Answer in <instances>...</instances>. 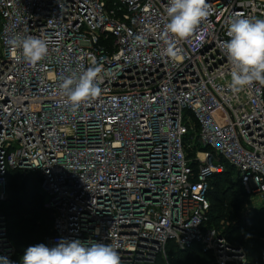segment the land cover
I'll list each match as a JSON object with an SVG mask.
<instances>
[{"label": "built area", "instance_id": "2783aa9c", "mask_svg": "<svg viewBox=\"0 0 264 264\" xmlns=\"http://www.w3.org/2000/svg\"><path fill=\"white\" fill-rule=\"evenodd\" d=\"M205 3L181 40L164 31L168 0H0V202L9 170L35 171L54 212L45 245L109 243L121 264L152 263L172 240L210 252L206 264H247L206 224L207 178L227 163L264 203V84L233 93L218 47L232 19H264V0ZM17 34L49 38L47 55L26 63ZM89 69L100 94L68 104L61 85ZM14 253L0 213V256Z\"/></svg>", "mask_w": 264, "mask_h": 264}, {"label": "clouds", "instance_id": "9594fccd", "mask_svg": "<svg viewBox=\"0 0 264 264\" xmlns=\"http://www.w3.org/2000/svg\"><path fill=\"white\" fill-rule=\"evenodd\" d=\"M209 14L205 0H168L165 8L167 23L165 33L184 40L190 37L198 24ZM226 40L219 43L231 67L229 87L233 93L245 91L253 83L264 84V19L250 20L238 16L232 19L227 29ZM52 41L49 38L23 36L17 34L9 43L18 49L24 61L36 64L44 58ZM136 43H143L136 37ZM164 54L176 59L172 47L164 49ZM99 69H89L78 79H67L61 91L68 104L77 106L100 94L96 82ZM0 264H12L6 256H0ZM22 264H121L116 246L109 243H87L80 240H60L54 246L39 243L29 246Z\"/></svg>", "mask_w": 264, "mask_h": 264}, {"label": "trees", "instance_id": "16d2710c", "mask_svg": "<svg viewBox=\"0 0 264 264\" xmlns=\"http://www.w3.org/2000/svg\"><path fill=\"white\" fill-rule=\"evenodd\" d=\"M189 140L187 137L186 141ZM194 151L195 147L187 149L190 160L195 156ZM190 165L196 175L198 161L192 160ZM235 174V169L225 163L222 170L208 176L210 208L206 224L221 233L229 244L244 248L247 264H264V204L253 207L249 215L242 214L244 206L250 207V201ZM41 182L35 171L23 173L14 169L8 172V199L0 202V213L5 217L7 236L14 245L13 259L17 264H22V256L29 246L45 243L54 233V212L46 206ZM211 259V253L204 252L198 244L181 249L168 240L165 256L159 252L152 263L126 264H206Z\"/></svg>", "mask_w": 264, "mask_h": 264}, {"label": "rangeland", "instance_id": "374dc122", "mask_svg": "<svg viewBox=\"0 0 264 264\" xmlns=\"http://www.w3.org/2000/svg\"><path fill=\"white\" fill-rule=\"evenodd\" d=\"M213 163L214 164H219V163H225V162L220 160L219 157L216 154H214ZM46 200H47V198H46ZM262 204H264V203H261V201H258L257 199H253L252 201H250V207L249 208L247 206L243 207L242 214L249 215L250 213H252V208L253 207H257V206H260Z\"/></svg>", "mask_w": 264, "mask_h": 264}]
</instances>
